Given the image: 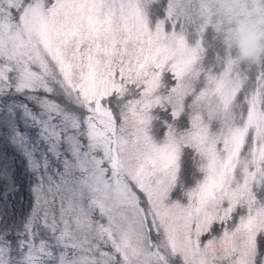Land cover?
<instances>
[{
    "label": "snow or ice",
    "instance_id": "1",
    "mask_svg": "<svg viewBox=\"0 0 264 264\" xmlns=\"http://www.w3.org/2000/svg\"><path fill=\"white\" fill-rule=\"evenodd\" d=\"M0 264H264V0H0Z\"/></svg>",
    "mask_w": 264,
    "mask_h": 264
}]
</instances>
